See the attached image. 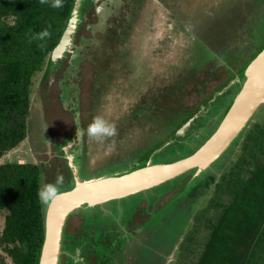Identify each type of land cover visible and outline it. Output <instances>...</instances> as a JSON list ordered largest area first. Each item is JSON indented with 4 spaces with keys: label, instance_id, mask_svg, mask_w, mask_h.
Listing matches in <instances>:
<instances>
[{
    "label": "rangeland",
    "instance_id": "1",
    "mask_svg": "<svg viewBox=\"0 0 264 264\" xmlns=\"http://www.w3.org/2000/svg\"><path fill=\"white\" fill-rule=\"evenodd\" d=\"M111 1V9L105 6L97 7L104 22L102 19L98 20L95 12H91L87 20L78 26L73 36L75 38L73 47H77L80 37L89 39L86 46H78L82 59L80 61L77 59L72 64L70 57L74 49H71L60 62L62 72L71 66L74 67V72L71 73L73 77L66 83L68 88L72 87L70 94L74 97L66 95L65 102L77 103L81 114L79 117L82 119L78 129L89 126L87 132L84 130L82 134L79 132L81 136L83 135V138L79 139L81 150L87 156L86 164H91L89 166L85 164L80 174L84 179L95 176L99 168L106 165L122 163L128 156L131 157L137 148L141 149L153 138H161L165 124L172 120L177 110L184 107L194 111L207 100L226 78L223 64H230L236 69L238 60L247 58L248 54L255 50V45L250 46V41L259 34L254 20L257 18L256 12L264 10V0ZM95 3L100 4L99 0ZM129 8H131L129 12L137 10H135L137 21L133 26L128 24L132 28L130 33L132 39L126 41L125 48L116 51L112 37L108 40L103 39L105 34L112 33L108 29L105 30L106 24H113L114 20L123 17L124 11L128 12ZM97 25L103 26L95 30ZM128 25L124 26L126 30L129 28ZM208 28L216 35H210ZM119 33L120 37L128 36L123 31ZM215 40L224 43L220 45L221 42L215 43ZM93 48H97L96 52L100 55L94 52ZM201 48L208 49L219 62L217 63V59H211L207 63L205 59L200 61ZM53 69H57L56 64ZM61 71L50 76L52 78L49 77L44 84L41 83L43 71L33 76L31 114L27 120L28 139L0 158V165L30 164L32 161L39 163V159L45 163L50 162L48 151L37 148L40 140L37 112L33 108L34 98L40 109L43 105L42 120L53 134L59 132L74 134L72 111L69 112L68 108H63L59 103L62 88L58 86V78ZM94 79L98 82L95 89ZM40 94L46 104L37 101L40 100ZM223 110L224 107L217 114V120L207 133L193 140L191 146L187 144L177 146L165 159L179 160L196 150L219 124ZM93 125L96 127L95 132L90 131V126ZM263 133L264 105L257 110L239 135L241 137L233 149L211 165L207 174L199 176V181L186 182L190 171L182 179L181 176L178 177L179 180L174 183L154 188L149 193L120 200L121 211L114 207L115 213L108 216L101 214L99 210L113 204L110 202L87 210L81 209L69 216L63 240H68L72 236L71 241L78 246L86 239L82 234L91 229L98 232L111 228L112 231L118 232L117 223L127 224L136 211L133 225H138L144 230L145 237L142 238L141 233L133 234L129 257L122 260L123 264H195L201 246L205 245L209 237L208 227L220 209L231 200L230 190H233V184L246 179L262 158ZM94 154L96 157H93ZM94 160L96 163L105 164L93 166ZM75 164L80 166V160L76 159ZM208 176L215 178L213 183L211 180L208 181L209 187L206 188ZM46 185L50 187L54 185L51 187L52 192L48 195L47 202L42 196ZM200 185L202 186L199 187ZM70 187L71 183L69 181L66 183L65 180L55 184L54 175L49 173L41 181L43 205H47L50 198ZM194 191L196 192L192 194ZM145 209L148 210L149 217L141 216V211ZM5 213L0 212V234ZM142 221H145L144 224ZM115 222L117 223L114 226ZM137 235L141 238H137ZM122 236L123 234L115 235V243L121 241ZM97 237L94 236L95 241H98ZM65 248L71 250L69 245ZM82 249L87 248L83 247L81 251ZM72 257L77 259L73 254ZM0 264H13L3 246H0ZM59 264L84 263L69 259L63 253Z\"/></svg>",
    "mask_w": 264,
    "mask_h": 264
},
{
    "label": "trees",
    "instance_id": "2",
    "mask_svg": "<svg viewBox=\"0 0 264 264\" xmlns=\"http://www.w3.org/2000/svg\"><path fill=\"white\" fill-rule=\"evenodd\" d=\"M90 2V0H84L81 3L78 13L79 23L83 15L82 9L89 6ZM53 3L54 0H45V2L0 0V158L17 148L28 134L27 120L31 106L33 76L43 71L41 83H47L51 70L55 68V64L57 65V62L51 61L50 56L67 27L75 0H61V6L58 8L53 7ZM260 20L257 27L259 34L255 35L251 41L255 45V50L251 51L247 58H240L236 69H233L230 64L223 65L226 73L224 82L219 84L210 97L200 105L207 107L212 99L214 102L228 99L219 123L241 89L245 69L264 49V19ZM44 30L48 31V36L43 39L34 38ZM232 55L235 58V55ZM235 78L240 81L228 87ZM220 92H222L221 95H219ZM200 106L194 111H185L179 122L173 121L172 117L169 125L166 124L167 127L174 125L170 134L150 147L141 160L126 171L145 167L149 159H152V164L177 161H168L165 158L170 154L174 140L176 142L181 139V136H176V132L199 113ZM203 113H199L200 116L193 126ZM240 137L226 152L233 149ZM165 143L168 146L162 148ZM196 150L185 157L192 155ZM261 153L262 158L250 171L249 176L240 183L233 184V190H230L231 200L220 209L212 220L211 226L208 227L209 237L205 245L201 246L195 264H264V147ZM208 171L209 169L199 176L207 174ZM194 173L195 170L189 173L186 182L199 181V176L193 177ZM40 176L39 167L34 164L0 165V212H6L0 235V246H3L13 264L39 263L44 241L46 209L41 199ZM185 176H181L180 179ZM208 177L209 179L205 182L206 188L209 187L208 181L211 180L213 183L215 178V176ZM177 180L179 179L159 187ZM73 184L65 190H70ZM149 192L151 190L147 191ZM90 242L92 243L91 240ZM73 260L75 261V258Z\"/></svg>",
    "mask_w": 264,
    "mask_h": 264
},
{
    "label": "water",
    "instance_id": "3",
    "mask_svg": "<svg viewBox=\"0 0 264 264\" xmlns=\"http://www.w3.org/2000/svg\"><path fill=\"white\" fill-rule=\"evenodd\" d=\"M84 0H75L67 27L51 53L53 63L71 52L73 36L79 23V9ZM241 89L216 130L192 155L167 164H152L132 171L95 175L84 179L79 167L68 155L74 184L70 190L54 195L46 205L44 216V241L38 264H59L63 232L69 216L80 211L119 201L150 191L195 170L194 178L206 171L231 147L244 131L257 110L264 105V49L250 62L243 73ZM240 80L235 78L228 87ZM222 92L219 93L221 95ZM196 114L177 132L183 136L199 118ZM125 172V173H124Z\"/></svg>",
    "mask_w": 264,
    "mask_h": 264
},
{
    "label": "flooded vegetation",
    "instance_id": "4",
    "mask_svg": "<svg viewBox=\"0 0 264 264\" xmlns=\"http://www.w3.org/2000/svg\"><path fill=\"white\" fill-rule=\"evenodd\" d=\"M90 1H91L90 5L82 9L83 15L81 16L80 23H78L77 28L85 20H87L89 14L91 12L92 13L95 12L96 15L98 16V20L100 21L102 19V22H104V18H102L100 16V13H98L99 9H97V7L98 6L99 7L105 6L108 9H111V7H112V1L111 0H99L101 5L100 4L98 5V3H95L96 0H90ZM130 9L131 8L128 9V12L124 11L123 17L121 16V17H118L117 20L115 19L113 24H106L105 30L108 29L112 33L105 34L104 38L103 37L102 38L104 40H108L110 37H112V40L115 41L114 47H115L116 51H119L120 48H125L126 47V41L128 39H132V37L130 36L132 28L129 25L133 26L135 24V22L137 21V17H136V15H137L136 11L137 10L135 9L136 11L132 10L129 12ZM263 9H264V6H263ZM263 12H264V10L262 11V13ZM262 13H260V11H259V13H258V11L256 12L257 18H256V20H254V23L256 24L257 27L259 24L258 21H261L260 19H264V16H263L264 13L263 14ZM129 20H131V22H129ZM116 23H117V25H116ZM127 25L129 27V28H127V30L131 29L130 32H128L124 28V26H127ZM102 26L103 25H100V26L97 25L95 30H99ZM114 26H116V27H114ZM77 30L78 29H76V31ZM120 31L125 32L126 34H128V36L123 35L122 37H120V33H119ZM207 31H209L210 35L211 34L216 35V33L213 30H211V28H208ZM74 40H75V38L73 37V42H74ZM218 41H220V40H215V43ZM88 42H89V39H86L84 37H80L78 40L77 47L76 46L72 47V49H74V52H73L72 56L70 57V61L72 64L77 59L79 61L82 59L81 58L82 55H81V53H79L80 49L78 48V46L84 47L87 45ZM220 42H221L220 45H223L224 42L223 41H220ZM250 43H251L250 44V46H251L253 43L251 41H250ZM93 50H94V52H96L97 48H93ZM200 51H201L199 54L201 56L200 61H203L205 59V61L207 63V62H210L211 59H217V63L219 62L218 58L217 57L215 58V56H213L210 53V51H208V49H202L201 48ZM69 53H65L64 56L68 55ZM96 53L98 55H100L98 52H96ZM232 54H233V52H232ZM61 59H59L57 61V65H56L57 69L51 70L50 76H54V74L57 71H61V64H60ZM71 63L69 62V64H71ZM223 65H225V64H223ZM222 68H223V66H222ZM73 72H74L73 66H71L68 70H66L64 72L61 71L60 77L58 78V86H61V88H62L61 89L62 94L59 95V97L61 99V101L59 103L63 106V108H68L69 112L72 111L71 116H72V119H73L74 124H75L74 134H66L64 132H62V133L59 132V133L53 134L52 131H50L49 126L47 124H45L42 120L41 115L43 114V111H44L43 105H41L42 107L40 109V105L36 102V98H34L35 101L33 102V104H34L33 108L37 112V114H36L37 129L39 130L38 138L40 140V144L38 145L39 147H37V148H38V150H40L41 148L46 149L48 151L47 152L48 158L50 159V162H47V163L43 162L40 159H39V163H35L33 161H32V163H30V164H34V165L39 167L40 175H41L40 176L41 177L40 186H41V181H43L44 178H46L49 173L54 175L55 184L60 183L62 180H65L66 183L69 181L71 183V185H72V183H74L72 168H71L69 160H68V153L73 156V163H75L76 159L80 160V164H79L80 166H78L80 174L82 173V171L86 165L87 166L91 165L90 163H89V165L86 164L87 156H85L83 154V151L81 150V147H80V144H81L80 142H81V139L83 138V135L81 136L82 131L84 130V132H87V130L89 129V126L83 127V129H78L80 124H81L82 119L79 117V115H81V114L79 112V109L77 108V103L71 104L70 101L65 102L66 100L64 99V97H66V95H67V97L69 95H71L70 89H72V87L68 88V85H66V83L69 80V78L73 77L71 75V73H73ZM50 78H52V77H50ZM97 83H98L97 80L94 79L93 80L94 89L97 88V86H98ZM63 91H64V94H63ZM71 96L74 97L73 94ZM37 101L38 102L41 101V104L46 102L41 94H40V100L37 99ZM227 104H228V99H225L221 102H218V101L214 102V100L212 99V101H210L207 104V107L199 105L200 106L199 112L202 111L206 114L203 115L197 121L195 126L191 127L190 130L187 131L188 133L186 132L187 134L185 133L183 136H181L180 140H178L176 142L174 140V142L172 143V147L170 149L174 150L177 146H182V145H186V144L191 146L193 140H197L199 136L201 137L205 132L207 133L209 131L211 126L214 125V122L217 120V117H216L217 114L222 110L223 107L225 109ZM143 106L144 105L142 104L141 107L143 108ZM185 111L190 112V110H187L184 107L180 110H177L176 111L177 114L175 113L176 115H174L173 121L174 120H176L175 122L181 121ZM30 114H31V106H30V111H29L28 117H30ZM206 119H208L207 120L208 122L205 121ZM34 125L36 126V124H34ZM34 125L32 126L33 128H34ZM173 128H174V125L167 127L165 124V128H164L165 130H164V132H162L161 138H158V137H156V139L153 138V140L144 144V147H142L141 149L137 148L136 151L132 154V156L131 157L128 156V159H125L124 161H122V163L114 162V163H111V165H108V166L106 165V167H104V168H99L96 175L108 174V173H118V172H122L125 169L128 170V169L132 168V166L134 164H136L137 162H139L141 160L142 154L147 152V150L150 147H153L154 145H156L157 142L165 139L166 136L170 134V131ZM204 129H206L207 131ZM79 132L81 134H79ZM84 136L86 137V133H84ZM79 137L81 139H79ZM27 139H28V136H26L25 140H27ZM165 145H166V143L162 146V148L163 147L165 148L168 146V144L166 146ZM100 155H101V153H100ZM104 156H106V155H104ZM93 157H96L95 154L93 155ZM51 159L53 160V162H51ZM93 163H94L93 166H95L96 164H97V166L105 164V163H101V162H99L101 164H99L98 162L96 163L95 160ZM52 186H54V185H52ZM110 203H113V204H110V206L106 207L104 210L103 209L99 210L101 214H103L105 216H108L109 214L112 215L113 213H115L114 207H117L119 209V211H121V208H120L121 201L120 200L119 201H113ZM83 210H87V209H83ZM145 211H147V212H145ZM135 214H136V211H135ZM135 214L133 215V217L135 216ZM146 215L149 217V213H148L147 209L141 211V216H146ZM82 217L84 218V216H82ZM133 217H132V220H130V222H128L127 224H123L122 222H119V223L115 222L114 226L117 223V225L119 227L118 232H116L115 230L112 231L110 228V229H104L105 231L103 229H101V231H98V232L96 230L91 229L89 232L83 233L82 235H84L86 239L83 243H80V245H78V246L74 245L73 241H71L70 238H72V236L69 238L70 240L69 239L68 240L67 239L62 240L61 255L64 253L67 258L73 260V257L71 258V255L73 254L74 256L77 257V259H75V261L83 262L84 264H123L122 260L127 259L129 257V247L132 244L131 238H133V236H134L133 234L141 233L143 235L141 237L142 238L145 237L144 236V230H142L138 225H136V226L133 225L134 224ZM146 219H148V218L146 217ZM67 221H66V224H67ZM144 222L145 221H142L141 223L144 224ZM66 224H65V227H66ZM65 227H64V231H65ZM112 229H114V227H112ZM117 234H118V236L120 234H123V236H122L121 241H118L115 243L114 236ZM63 235H65V234H63ZM82 235H80V236H82ZM95 235L98 236L97 237V239L99 238L98 241L94 240ZM137 236H138L137 238L140 237L139 235H137ZM91 239H92V243L90 242ZM67 245L70 246L71 250H66L65 246H67ZM81 245H82V247H81ZM83 247L87 248L88 250L82 249V251H81V248H83ZM81 253L83 256H81Z\"/></svg>",
    "mask_w": 264,
    "mask_h": 264
},
{
    "label": "clouds",
    "instance_id": "5",
    "mask_svg": "<svg viewBox=\"0 0 264 264\" xmlns=\"http://www.w3.org/2000/svg\"><path fill=\"white\" fill-rule=\"evenodd\" d=\"M42 2H45V0H42ZM53 7H60L61 6V0H54V3L52 4ZM49 33L47 30H44L43 32L37 34V37L34 38H39V39H43L44 37L48 36ZM90 131L95 132L96 131V127L95 125L90 126ZM52 192V188L50 186H45L44 192L42 193V196L45 200V202H47V198L48 195Z\"/></svg>",
    "mask_w": 264,
    "mask_h": 264
}]
</instances>
